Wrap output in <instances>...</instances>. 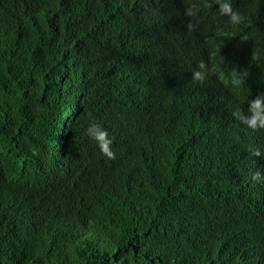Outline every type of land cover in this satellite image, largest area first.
I'll return each instance as SVG.
<instances>
[{
    "label": "trees",
    "instance_id": "16d2710c",
    "mask_svg": "<svg viewBox=\"0 0 264 264\" xmlns=\"http://www.w3.org/2000/svg\"><path fill=\"white\" fill-rule=\"evenodd\" d=\"M187 2L0 0V264H264V130L233 115L264 95V0L191 32Z\"/></svg>",
    "mask_w": 264,
    "mask_h": 264
},
{
    "label": "clouds",
    "instance_id": "9594fccd",
    "mask_svg": "<svg viewBox=\"0 0 264 264\" xmlns=\"http://www.w3.org/2000/svg\"><path fill=\"white\" fill-rule=\"evenodd\" d=\"M213 5H218V12L220 17H227L228 23L232 26H238L245 21L244 14L240 9L234 7V0H188L184 9L186 19L190 21L186 24L188 31H194L199 24V17L203 9H211ZM196 23H193V20ZM243 39L247 40V36ZM260 58L259 51H254L252 59L258 60ZM210 75H217L218 78L225 81L233 89H240L246 84L248 72L241 71L237 68H232L226 73L218 70L215 64L206 63L204 60L199 61L196 68L192 71V80L203 83ZM235 118L243 125L253 131L264 130V95H258L254 99L248 100L247 111H236L233 113ZM87 136L96 142L101 153L110 158L115 159L116 152L113 149L114 136L100 123L92 122L86 129ZM264 153L256 150L255 156H260ZM252 179L254 181H264V172L257 170L253 173Z\"/></svg>",
    "mask_w": 264,
    "mask_h": 264
}]
</instances>
